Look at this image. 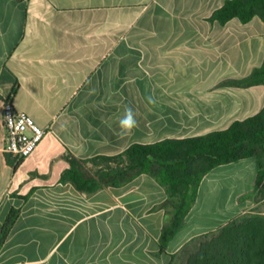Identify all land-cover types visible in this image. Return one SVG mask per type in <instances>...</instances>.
Segmentation results:
<instances>
[{
	"label": "crops",
	"instance_id": "obj_1",
	"mask_svg": "<svg viewBox=\"0 0 264 264\" xmlns=\"http://www.w3.org/2000/svg\"><path fill=\"white\" fill-rule=\"evenodd\" d=\"M229 1L0 0V264H175L258 193L264 210L256 158L205 175L165 244L179 200L153 176L94 192L61 182L70 159L203 137L264 109V85L241 83L264 66V17L221 23ZM4 97L50 130L21 161L4 151ZM127 108L137 124L122 135Z\"/></svg>",
	"mask_w": 264,
	"mask_h": 264
},
{
	"label": "trees",
	"instance_id": "obj_2",
	"mask_svg": "<svg viewBox=\"0 0 264 264\" xmlns=\"http://www.w3.org/2000/svg\"><path fill=\"white\" fill-rule=\"evenodd\" d=\"M254 16L264 17V0H231L215 14L221 23L233 17L246 20ZM241 83L264 85V66ZM262 155L264 109L258 115L237 122L224 131L198 138L134 145L117 156L94 158H121L125 163L91 176L85 175L80 168L81 163L89 160L70 159L71 167L62 175L61 182L70 181L79 191L94 192L99 187H119L143 174L153 176L173 199L179 200L172 227L163 234L162 242L165 244L181 226L201 180L216 167L256 158L261 168L257 186L264 194ZM16 217L14 211L9 215L2 236ZM261 222L263 220L260 217L237 218L217 232L205 235L198 250L188 258L186 264H264V227Z\"/></svg>",
	"mask_w": 264,
	"mask_h": 264
},
{
	"label": "built area",
	"instance_id": "obj_3",
	"mask_svg": "<svg viewBox=\"0 0 264 264\" xmlns=\"http://www.w3.org/2000/svg\"><path fill=\"white\" fill-rule=\"evenodd\" d=\"M4 151L17 161L30 157L49 134L31 116L17 110L9 97L3 98Z\"/></svg>",
	"mask_w": 264,
	"mask_h": 264
},
{
	"label": "rangeland",
	"instance_id": "obj_4",
	"mask_svg": "<svg viewBox=\"0 0 264 264\" xmlns=\"http://www.w3.org/2000/svg\"><path fill=\"white\" fill-rule=\"evenodd\" d=\"M264 156V155H262ZM125 163L124 159L121 158H110V159H93L89 160L87 162L81 163V171L87 175L91 176L93 174H97L98 172H105L109 168H118L123 166ZM259 194L255 195V206L248 209L239 219H243L244 217L251 218V217H260L262 218L263 222H261L264 227V210L261 209V206L259 203ZM264 195V194H262ZM244 221V220H243ZM205 236L197 241H195L193 244H190L187 249H185L182 253L180 258L177 259L175 264H186L188 258L193 255L199 248L200 244L204 240ZM201 240V241H200ZM200 241V243H199Z\"/></svg>",
	"mask_w": 264,
	"mask_h": 264
},
{
	"label": "clouds",
	"instance_id": "obj_5",
	"mask_svg": "<svg viewBox=\"0 0 264 264\" xmlns=\"http://www.w3.org/2000/svg\"><path fill=\"white\" fill-rule=\"evenodd\" d=\"M136 119L135 114L132 111V109L127 108L125 109V114L123 118L119 121V126L122 135H129L133 131V129L136 127Z\"/></svg>",
	"mask_w": 264,
	"mask_h": 264
}]
</instances>
